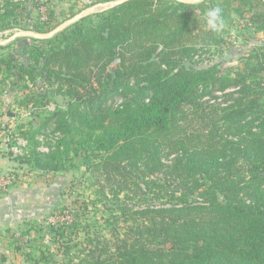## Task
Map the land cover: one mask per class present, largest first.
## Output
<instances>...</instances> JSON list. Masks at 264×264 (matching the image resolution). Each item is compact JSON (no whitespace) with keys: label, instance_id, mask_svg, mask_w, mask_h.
Masks as SVG:
<instances>
[{"label":"trees","instance_id":"obj_1","mask_svg":"<svg viewBox=\"0 0 264 264\" xmlns=\"http://www.w3.org/2000/svg\"><path fill=\"white\" fill-rule=\"evenodd\" d=\"M199 14L177 0H123L37 39L52 44L24 60L0 45V83L12 75L36 99H67L22 131L17 161L78 163L100 190L69 222L46 226L64 264H264V50L250 52L246 72L186 66L212 34ZM256 20L263 30L264 12ZM40 132L52 135L44 148ZM90 211L101 212V231H90ZM25 225L42 238L40 223ZM28 242L25 262L52 260L50 247Z\"/></svg>","mask_w":264,"mask_h":264},{"label":"rangeland","instance_id":"obj_2","mask_svg":"<svg viewBox=\"0 0 264 264\" xmlns=\"http://www.w3.org/2000/svg\"><path fill=\"white\" fill-rule=\"evenodd\" d=\"M117 1L119 0H0L1 51L13 55L19 61L24 60L27 57L26 50L30 47L52 44V40L46 45V42L37 39H51L52 32L64 29L82 16H92L108 9ZM258 1L194 0L188 3L193 4L196 13H200L199 17L205 28L206 11L210 7H221L225 27L220 32H212L208 39L199 38L196 54L191 59H184L182 63L195 67L215 65L219 74L246 72L245 63L250 52L255 48L264 50V29H259L263 22L256 20L258 14L264 12V8ZM52 17H55L54 28L48 31L40 28L46 19ZM76 17L79 18L72 22ZM45 35L49 36L43 37ZM22 85L21 82L17 83L14 76L7 74L3 75L0 83V158L4 160L3 165H0V197L12 198L9 205L24 199L25 206L31 207L34 215L25 216L21 220L19 218L18 223L13 221L15 224L0 228V264H29L22 254L28 251V241L39 243L43 250L50 247L52 260L48 259L44 264H64L66 261L63 260V255L61 252L58 254L56 244L48 238L46 226L69 222L72 209L78 207L80 201L89 204L92 197L100 196V190L84 180V167L78 163L65 170L43 171L17 161L16 157L22 155L27 141L22 131H35L37 123L46 112H51L55 107L64 108L67 103L65 97L52 93L47 100L36 99V90L30 84L27 87ZM48 88L52 90V86ZM215 96L218 101L227 98L223 92H216ZM207 98L210 99L211 96ZM46 132L35 135L41 140L42 148L46 145V138L52 139L50 134L45 136ZM108 191L106 188L105 192ZM25 195L28 196L27 199ZM98 209H102V206ZM9 213L11 214V209ZM86 215L90 231H101V212L94 214L90 211ZM28 222L43 226L44 236L40 233L41 239L35 233V228L30 233H25V224ZM102 233L109 235L107 230ZM78 236L83 238L82 233ZM18 246L21 248L19 251L15 249ZM2 253L5 258H2ZM73 253L77 254V250Z\"/></svg>","mask_w":264,"mask_h":264},{"label":"crops","instance_id":"obj_3","mask_svg":"<svg viewBox=\"0 0 264 264\" xmlns=\"http://www.w3.org/2000/svg\"><path fill=\"white\" fill-rule=\"evenodd\" d=\"M4 160H1L0 158V165H3ZM26 199L28 196H26ZM7 196H5V198L0 197V228L3 225H13L15 223L19 222V218L20 220L23 219V217L25 216H32L34 215L33 210L31 209V207H26L25 203H24V199H22V202H12L11 205H9L10 201H12V198L10 199H6ZM9 209H11V214L9 213ZM10 218V219H9ZM13 218V219H11ZM15 223H12V222Z\"/></svg>","mask_w":264,"mask_h":264},{"label":"clouds","instance_id":"obj_4","mask_svg":"<svg viewBox=\"0 0 264 264\" xmlns=\"http://www.w3.org/2000/svg\"><path fill=\"white\" fill-rule=\"evenodd\" d=\"M205 24L208 30L220 32L225 27L223 10L219 6L210 7L204 16Z\"/></svg>","mask_w":264,"mask_h":264},{"label":"water","instance_id":"obj_5","mask_svg":"<svg viewBox=\"0 0 264 264\" xmlns=\"http://www.w3.org/2000/svg\"><path fill=\"white\" fill-rule=\"evenodd\" d=\"M121 1H123V0H119V1H117V2H115L113 5H115V4H117V3H119V2H121ZM177 1H181V2H185V3H190V2H193L194 0H177ZM83 14H86V12H83ZM77 18H79V17H76L75 19H73V20H71L72 22L73 21H75ZM58 29H60V28H57V30ZM56 30V31H57ZM54 32H52V34H53ZM50 35V34H49ZM49 35H45V36H43V37H48ZM36 37H38V36H36ZM39 37H41V36H39Z\"/></svg>","mask_w":264,"mask_h":264}]
</instances>
